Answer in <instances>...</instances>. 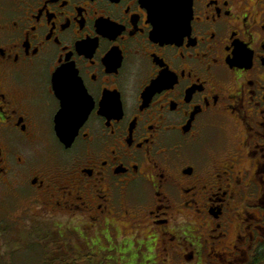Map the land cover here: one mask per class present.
Wrapping results in <instances>:
<instances>
[{
  "label": "flooded vegetation",
  "instance_id": "flooded-vegetation-1",
  "mask_svg": "<svg viewBox=\"0 0 264 264\" xmlns=\"http://www.w3.org/2000/svg\"><path fill=\"white\" fill-rule=\"evenodd\" d=\"M154 1L0 0V181L152 264H264V0H190L181 36Z\"/></svg>",
  "mask_w": 264,
  "mask_h": 264
},
{
  "label": "rangeland",
  "instance_id": "rangeland-1",
  "mask_svg": "<svg viewBox=\"0 0 264 264\" xmlns=\"http://www.w3.org/2000/svg\"><path fill=\"white\" fill-rule=\"evenodd\" d=\"M211 135L213 139L217 138L216 141H220L224 136L217 131ZM37 214L35 207L15 189L12 177L8 178V182L0 181V264H47L52 259L54 252L51 246L46 240L35 237L33 232L34 228L41 227L30 222V217ZM59 227L63 235H66L67 248L72 252H83L87 249L92 254L105 253L106 256L103 258L107 262L105 264H152L149 254L150 242L117 236L108 238L96 236L93 240L85 242V239L80 237L83 235L81 233L83 229L79 224ZM131 230L129 223L124 229L119 228L121 234ZM42 233L38 232L41 237H45V232Z\"/></svg>",
  "mask_w": 264,
  "mask_h": 264
},
{
  "label": "trees",
  "instance_id": "trees-1",
  "mask_svg": "<svg viewBox=\"0 0 264 264\" xmlns=\"http://www.w3.org/2000/svg\"><path fill=\"white\" fill-rule=\"evenodd\" d=\"M41 226V227H40ZM40 228H34L35 237L38 239H44L51 246L54 254L52 259L49 260L47 264H105L107 263L105 259L106 254L101 253L99 255L92 254L89 251H70L66 244V235L60 231L58 224L44 223L40 224ZM50 228L52 232H50ZM45 232L44 236L41 237L38 232ZM53 233V234H52ZM43 234V233H42ZM81 239L84 240L83 237ZM86 242V240H84ZM86 248V247H85ZM57 257V258H56ZM153 263V262H151Z\"/></svg>",
  "mask_w": 264,
  "mask_h": 264
},
{
  "label": "water",
  "instance_id": "water-1",
  "mask_svg": "<svg viewBox=\"0 0 264 264\" xmlns=\"http://www.w3.org/2000/svg\"><path fill=\"white\" fill-rule=\"evenodd\" d=\"M155 3L161 4V10L163 11L162 15L153 14L151 18L157 23V29L155 34L161 33L162 35L169 36L170 22L174 23V27H177V35L181 36L184 29H188L189 20H190V0H155ZM170 3H176L175 9L178 11L177 16H170ZM175 33V31H174Z\"/></svg>",
  "mask_w": 264,
  "mask_h": 264
}]
</instances>
